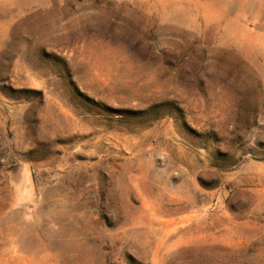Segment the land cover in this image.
Segmentation results:
<instances>
[{
	"label": "rangeland",
	"instance_id": "1",
	"mask_svg": "<svg viewBox=\"0 0 264 264\" xmlns=\"http://www.w3.org/2000/svg\"><path fill=\"white\" fill-rule=\"evenodd\" d=\"M0 264H264V0H0Z\"/></svg>",
	"mask_w": 264,
	"mask_h": 264
}]
</instances>
